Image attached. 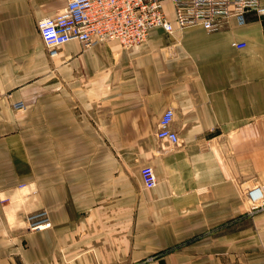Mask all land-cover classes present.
Instances as JSON below:
<instances>
[{
    "label": "crops",
    "instance_id": "1",
    "mask_svg": "<svg viewBox=\"0 0 264 264\" xmlns=\"http://www.w3.org/2000/svg\"><path fill=\"white\" fill-rule=\"evenodd\" d=\"M65 4L0 0V264H264V15L50 58L37 21Z\"/></svg>",
    "mask_w": 264,
    "mask_h": 264
},
{
    "label": "built area",
    "instance_id": "2",
    "mask_svg": "<svg viewBox=\"0 0 264 264\" xmlns=\"http://www.w3.org/2000/svg\"><path fill=\"white\" fill-rule=\"evenodd\" d=\"M65 6L56 14L38 19L37 29L50 58L58 55L59 48L69 41H78L83 48L117 41L130 49L147 40L149 31L161 28L167 33L188 26L200 25L207 31H217L223 21L235 17L239 24L246 21L247 13L264 15L261 0H65ZM241 49L244 42L233 41ZM23 108L22 102L13 104ZM172 109L164 110L158 121L155 138L177 144L179 136L171 128ZM140 176L145 188L156 185L157 179L151 165L140 167ZM250 212L264 209V193L261 187L247 190ZM27 228L40 231L51 227L46 209L26 215Z\"/></svg>",
    "mask_w": 264,
    "mask_h": 264
}]
</instances>
